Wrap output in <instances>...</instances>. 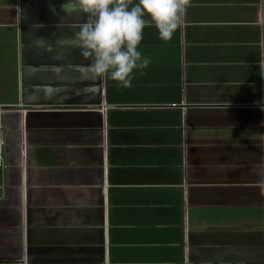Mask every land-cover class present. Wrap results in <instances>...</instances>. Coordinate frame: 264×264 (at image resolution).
I'll return each mask as SVG.
<instances>
[{
    "label": "crops",
    "instance_id": "1",
    "mask_svg": "<svg viewBox=\"0 0 264 264\" xmlns=\"http://www.w3.org/2000/svg\"><path fill=\"white\" fill-rule=\"evenodd\" d=\"M74 3L0 0V264H264V0L146 26L128 88Z\"/></svg>",
    "mask_w": 264,
    "mask_h": 264
},
{
    "label": "clouds",
    "instance_id": "2",
    "mask_svg": "<svg viewBox=\"0 0 264 264\" xmlns=\"http://www.w3.org/2000/svg\"><path fill=\"white\" fill-rule=\"evenodd\" d=\"M187 6L188 0H75L85 19L74 43L94 77L128 88L134 73L150 63L139 51L143 29L154 27L158 39L170 40L183 24Z\"/></svg>",
    "mask_w": 264,
    "mask_h": 264
},
{
    "label": "built area",
    "instance_id": "3",
    "mask_svg": "<svg viewBox=\"0 0 264 264\" xmlns=\"http://www.w3.org/2000/svg\"><path fill=\"white\" fill-rule=\"evenodd\" d=\"M11 108L8 106H0V116L8 112ZM5 167L4 158H3V135L0 124V170H3Z\"/></svg>",
    "mask_w": 264,
    "mask_h": 264
},
{
    "label": "rangeland",
    "instance_id": "4",
    "mask_svg": "<svg viewBox=\"0 0 264 264\" xmlns=\"http://www.w3.org/2000/svg\"><path fill=\"white\" fill-rule=\"evenodd\" d=\"M1 187H2V182H1V173H0V191H1Z\"/></svg>",
    "mask_w": 264,
    "mask_h": 264
}]
</instances>
